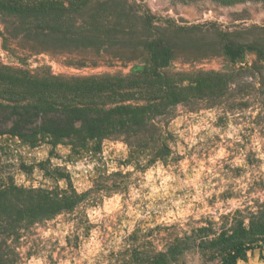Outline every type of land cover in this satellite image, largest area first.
I'll use <instances>...</instances> for the list:
<instances>
[{
  "label": "trees",
  "instance_id": "obj_1",
  "mask_svg": "<svg viewBox=\"0 0 264 264\" xmlns=\"http://www.w3.org/2000/svg\"><path fill=\"white\" fill-rule=\"evenodd\" d=\"M172 1L209 2L224 9L264 7V0ZM0 22L21 49L53 59L70 56L68 67L74 69L146 62L127 76L86 77L55 76L49 69L30 71L0 62V116H9L0 122V138H18L32 148L49 140L80 157L96 152V143L122 142L129 150L125 164L143 171L173 160L176 137L168 127L181 109L187 114L214 111L219 127L239 129L237 148L253 140L264 147V26L179 27L155 19L129 0H0ZM215 59L223 60L227 70L170 71L175 62ZM262 156L260 161L250 153L243 160L253 189L262 190V201H246L243 210L218 222L139 223L119 239L117 225L93 223L88 211L105 197L126 196L129 173L111 174L82 194L69 178L65 187L25 189L0 176V264H187L197 255L206 263L238 264L249 253L264 252ZM60 172L54 173L57 179L63 178ZM59 218L70 227L69 234L62 241L44 239L42 231ZM94 232L101 240L100 253L82 262V246Z\"/></svg>",
  "mask_w": 264,
  "mask_h": 264
},
{
  "label": "rangeland",
  "instance_id": "obj_2",
  "mask_svg": "<svg viewBox=\"0 0 264 264\" xmlns=\"http://www.w3.org/2000/svg\"><path fill=\"white\" fill-rule=\"evenodd\" d=\"M146 10L157 20L172 22L179 27L215 23L223 30L233 27L264 26V7L256 4L240 5L234 8H218L209 2L183 5L172 0H129ZM157 22L156 25H161ZM8 43L4 44V39ZM11 38V39H10ZM70 56L55 59L48 55H32L19 47V40L6 33V26L0 22V62L18 69H49L55 76H127L136 68H144L146 62L128 64L123 61L105 63L98 68L74 69L68 67ZM228 65L221 59L183 65L175 62L170 67L174 73L191 71H225ZM178 117L168 127L176 137L171 146L173 160L168 166L157 164L143 171L125 164L129 150L122 142L105 141L95 144L97 151L77 156L67 146H52L44 141L38 147L25 145L18 138H0V176L12 178L18 187L25 189L66 186L70 179L79 194L90 191L96 182L117 172L129 173V193L103 198L99 206L88 211L90 220L98 223L108 220L117 225L115 237L119 239L131 233L137 224L151 227L185 223L188 219L199 221L209 218L215 222L220 217L243 210L246 201L263 199L262 190H254L253 178L244 163L245 155L253 153L262 161L264 147L253 140L237 148L239 129L230 125H217L214 111L187 114L179 109ZM8 115L0 116V122ZM4 125L10 123L4 121ZM243 144V143H242ZM233 153H239L238 156ZM60 170L62 179L55 171ZM229 170L232 173H229ZM224 197V198H223ZM228 197V199L226 198ZM120 224V225H119ZM70 227L59 218L42 231L44 239L62 241L69 234ZM99 234L94 232L84 242L80 257L82 262L90 261L101 250ZM32 260L29 264H43ZM61 264H70L63 262ZM187 264L206 263L201 256L189 257ZM238 264H264V252L249 253Z\"/></svg>",
  "mask_w": 264,
  "mask_h": 264
}]
</instances>
